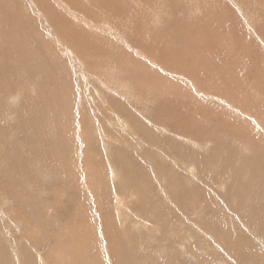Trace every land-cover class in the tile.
Segmentation results:
<instances>
[{"label": "rangeland", "instance_id": "1", "mask_svg": "<svg viewBox=\"0 0 264 264\" xmlns=\"http://www.w3.org/2000/svg\"><path fill=\"white\" fill-rule=\"evenodd\" d=\"M0 264H264V0H0Z\"/></svg>", "mask_w": 264, "mask_h": 264}, {"label": "bare ground", "instance_id": "2", "mask_svg": "<svg viewBox=\"0 0 264 264\" xmlns=\"http://www.w3.org/2000/svg\"><path fill=\"white\" fill-rule=\"evenodd\" d=\"M145 1H146V0H145ZM131 2H132V1H131ZM151 3H152V2H151ZM123 14H124V13H123ZM204 44H205V43H204ZM79 47H80V46H79ZM82 65H83V64H82ZM86 67H87V66H85V68H86ZM93 69H94V68H93ZM93 69H92V70H93ZM97 69H98V68H97ZM89 71H90V70H89ZM97 71H98V70H96V72H97ZM85 72H87V71H86V70H83V73H85ZM96 72H94V73H96ZM100 72H101V71H100ZM91 73H92V72H91ZM102 74H103V73H102ZM121 74H122V73H121ZM98 75L101 77L100 74H98ZM116 75H117V74H116ZM110 77H111V76H110ZM105 79H106V78H105ZM113 79H114V78H113ZM85 80L88 81L89 79L86 78ZM118 80H120V79L118 78ZM108 82H109V81H108ZM92 83H93V81H92ZM118 83H119V82H118ZM120 83H121V86H122V84H123V83H122V80H121ZM152 83H153V82H152ZM94 84H95V83H94ZM107 84H108V83H107ZM96 85H97V84H95V86H96ZM104 85H105V84H104ZM109 85H110V84H108V86H109ZM111 85H112V84H111ZM137 85H138V88H140V85H139V84H137ZM256 85H257V84H256ZM95 86H94V87H95ZM97 86H98V85H97ZM105 86H106V85H105ZM124 86H125V85H124ZM136 87H137V86H135V88H136ZM143 87H145V86H143ZM108 88H110V86H109ZM120 88H121L120 86H116V87H115V90L121 93L122 90H121ZM150 88H151V87H150ZM94 89H95V88H94ZM96 89H97V88H96ZM107 90H108V89H107ZM109 90H110V89H109ZM112 91H113V90H112ZM135 91H136V90L131 89V92H132L133 96H131L130 98H132V97L135 96ZM98 92H99V91L97 90V94H99ZM114 93H115V92H114ZM102 94H103V96L105 95L103 91H102ZM116 94H117V93H116ZM116 94H115V95H116ZM117 95H118V94H117ZM135 97H136V96H135ZM133 99H134V98H133ZM104 102H106V100H104ZM133 102H134V101H133ZM104 105H105V104H103V107H104ZM213 105H214V104H213ZM108 107H109V106H108ZM111 108H112V107H111ZM113 108H114V107H113ZM215 109H216V108H215ZM105 110H106V109H105ZM109 111H110V110H109ZM219 112H220V111H219ZM116 113H117V112H116ZM118 113H120V112H118ZM113 114H114V113H113ZM108 116H109V115H108ZM108 116H107V117H108ZM118 116H119V114H118ZM112 117H113V116H112ZM120 117H121V116H120ZM109 118H110V116H109ZM105 119H106V118H105ZM120 119H121V118H120ZM100 120H101V119H100ZM113 120H115V115H114V119H113ZM111 121H112V120H111ZM124 121H125V120H124ZM103 122H104V121H103ZM109 122H110V121H109ZM109 122H107V123H109ZM230 122H231V121H230ZM110 123H111V122H110ZM219 123H220V122H219ZM121 124H122V123H121ZM101 125H102V126H105V125H103V124H101ZM123 125H124V123H123ZM126 126H127V125H126ZM105 127H106V126H105ZM105 127H104V128H105ZM102 128H103V127H102ZM126 128H127V127H126ZM204 129H205V128H204ZM209 129H210V128H209ZM100 130H101V128H100ZM103 131H106V130H103ZM240 131H241V130H240ZM205 132H206V131H205ZM190 133L192 134V132H190ZM199 133H200V132H199ZM197 136H198V135H197ZM202 136H203V135H202ZM86 138H87V137H86ZM198 138H199V137H198ZM204 139H205V138H204ZM209 139H211V138H209ZM199 140H200V138H199ZM205 141H206V140H205ZM87 142H89V140H88ZM203 144H204V143H203ZM197 145H198V144H197ZM209 145H210V144H209ZM209 145H208V146H209ZM180 146H182V145H180ZM178 147H179V146H178ZM186 149H187V148H186ZM212 149H213V148H212ZM182 150H183V149H182ZM178 152H179V150H178ZM207 154H208V153H207ZM186 156H187V155H186ZM211 156H212V155H211ZM174 157H175V156H174ZM176 157H177V156H176ZM178 157H180V156H178ZM188 157H189V156H188ZM182 158H183V157H182ZM182 158H181V159H182ZM206 158H207V157H206ZM211 158H212V157H211ZM173 159H174V158H173ZM179 159H180V158H179ZM183 160H184V159H183ZM190 160H191V159H190ZM205 161H206V159L204 160L203 163H205ZM177 162H178V161H177ZM193 162H194V161H193ZM208 162H210L209 159H208ZM149 163H150V162H149ZM196 163H197V162H196ZM197 164L199 165V163H197ZM200 164H201V163H200ZM207 164H208V163H207ZM253 164H254V163H253ZM67 165H68V164H67ZM195 165H196V164H195ZM201 165H202V164H201ZM127 166H128V165H127ZM202 166H203V165H202ZM252 166H253V165H252ZM252 166H250V167H252ZM197 167H198V166H197ZM200 167H201V166H200ZM149 168H150V167H149ZM153 168H155V167H153ZM132 169H133V168H132ZM150 169H151V168H150ZM155 169H156V168H155ZM203 169H204V168H203ZM128 170H129V169H128ZM146 170L148 171V168L144 169V171H146ZM130 171H131V170H129V172H130ZM150 171H151V170H150ZM153 171L155 172L154 169H153ZM132 172H134V170H133ZM132 172H131V173H132ZM138 173H139V172H138ZM145 173H147V172H145ZM150 173H151V172H150ZM150 173H148V175H149ZM157 173H158V171H157ZM142 174H143V171H142ZM135 175H136V174H135ZM137 175H138V174H137ZM143 175H144V174H143ZM143 175H142V176H143ZM151 175H152V174H151ZM139 176H140V175H139ZM139 176H138V177H139ZM142 176H141V177H142ZM144 176H145V175H144ZM144 176H143V177H144ZM146 176H147V174H146ZM129 177H130V176H129ZM131 178H132V177H131ZM139 178H140V177H139ZM147 178H148V177H146V179H147ZM154 178H155V177H154ZM144 179H145V178H144ZM146 179H145V180H146ZM158 179H159V178H158ZM163 179H165V178H163ZM132 180H135V178L132 179ZM139 180L142 181V179H139ZM141 181H139V182H141ZM146 181H148V179H147ZM134 182H135V181H134ZM142 182H143V181H142ZM143 183H144V182H143ZM143 183H142V188H143L144 186L147 185V184H146L147 182L145 183L144 186H143ZM138 184H140V183H138ZM140 185H141V184H140ZM130 187H133V186H130ZM139 187H140V186H139ZM135 188H138V185H137V187H135ZM135 188H134V189H135ZM144 188H145V187H144ZM146 188H147V187H146ZM146 188H145V190H147ZM176 189H177V188H176ZM131 190H133V189H131ZM135 190H136V189H135ZM142 190H143V191H142ZM142 190H141V191L145 193L144 189H142ZM129 191H130V190H129ZM129 191H127V195H129V194H128ZM138 191H139V188H138ZM142 192H141V193H142ZM146 192H147V191H146ZM6 193H7V192H6ZM149 193H150V192H149ZM149 193H148V195H149ZM150 194H151V193H150ZM125 196H126V195H125ZM132 196H133V195H132ZM135 197H138V196L136 195ZM136 199H137V198H136ZM140 199H141V197H140ZM248 199H249V198H248ZM128 200H129V198H128ZM134 200H135V199H134ZM143 200H144V199H143ZM143 200H142L141 202H143ZM148 200H149V199H148ZM126 201H127V200H126ZM130 201H131V200H130ZM135 201H136V200H135ZM144 201H145V200H144ZM146 201H147V200H146ZM138 203H140V202H138ZM144 204H146V203L144 202ZM148 205H149V204H148ZM140 206H142V204H141ZM144 206H145V205H144ZM131 209H132V208H131ZM147 224H148V223H147ZM197 225H198V224H197ZM172 227H173V226H172ZM68 252H69V251H68ZM75 253H76V252H75ZM232 257H233V256H232ZM66 260H67V259H66ZM65 263H66V262H65Z\"/></svg>", "mask_w": 264, "mask_h": 264}]
</instances>
